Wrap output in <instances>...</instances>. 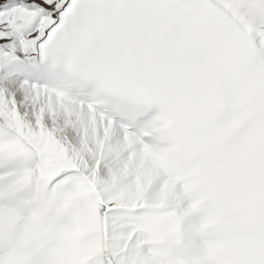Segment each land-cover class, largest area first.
<instances>
[{"label":"snow or ice","instance_id":"1","mask_svg":"<svg viewBox=\"0 0 264 264\" xmlns=\"http://www.w3.org/2000/svg\"><path fill=\"white\" fill-rule=\"evenodd\" d=\"M0 264H264V0H0Z\"/></svg>","mask_w":264,"mask_h":264}]
</instances>
